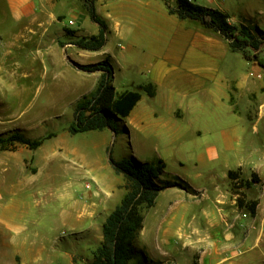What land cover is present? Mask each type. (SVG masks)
<instances>
[{"label": "crops", "instance_id": "crops-1", "mask_svg": "<svg viewBox=\"0 0 264 264\" xmlns=\"http://www.w3.org/2000/svg\"><path fill=\"white\" fill-rule=\"evenodd\" d=\"M7 2L10 15L21 24L17 41L52 39L63 49L80 48L60 40L64 27L50 34L60 21L56 8L62 0ZM170 7L169 0H121L113 16L118 29L122 23L125 31L134 32L132 47L122 49L133 53L143 70L144 79L133 86L141 100L124 117L136 155L154 158L143 162L166 163L158 182L181 183L163 190L145 210L135 255L141 252L146 264H264V68L250 60L252 70L241 72L220 33L198 20L180 18ZM230 22L236 24L231 16ZM147 85L153 87V96L143 88ZM129 90L134 89L119 92L116 87L118 96ZM163 145L173 152L178 171L167 170ZM182 159H190L194 168L184 169ZM251 201L258 202L255 213L248 209ZM99 209L95 203L84 204L79 215L94 218ZM144 238L157 239L162 259L137 245ZM77 255L83 256L63 255L61 264L94 259L83 256L78 262Z\"/></svg>", "mask_w": 264, "mask_h": 264}, {"label": "rangeland", "instance_id": "rangeland-1", "mask_svg": "<svg viewBox=\"0 0 264 264\" xmlns=\"http://www.w3.org/2000/svg\"><path fill=\"white\" fill-rule=\"evenodd\" d=\"M120 1L95 0L109 32L105 48L89 51L75 46L63 49L52 39L43 43L37 38L29 44L17 41L21 24L10 15L7 0H0V135L18 132L44 140L36 150L22 144L15 151L0 148V264H11L13 256V264H61V257L70 252L94 258L92 251L101 245L97 233L104 217L115 210L126 192L125 178L115 172L111 158L154 160L151 155H136L135 140L124 117L116 121V131L70 132L77 104L96 90L99 80L98 73L81 71L73 61L89 64L111 57L113 83L119 92L135 90L134 84L144 79L143 70L128 51L134 32L125 31L122 23L118 29L113 17ZM194 1L229 13L237 25L264 29V0ZM169 2L177 7L176 0ZM56 12L62 15L50 34L62 32L64 27L60 40L74 43L84 34L100 32L85 0H62ZM65 27L80 31L68 34ZM263 49L264 45V56ZM229 53L237 57L233 64L241 72L252 70L253 62L242 53ZM161 152L169 162L167 170L178 171L173 152L165 145ZM182 160L184 169L194 168L190 159ZM91 203L102 208L98 215L81 217L83 205ZM157 244L156 238L137 242L154 258L162 259ZM83 256L77 255L76 260L83 262ZM131 264H146V258L137 253Z\"/></svg>", "mask_w": 264, "mask_h": 264}, {"label": "trees", "instance_id": "trees-1", "mask_svg": "<svg viewBox=\"0 0 264 264\" xmlns=\"http://www.w3.org/2000/svg\"><path fill=\"white\" fill-rule=\"evenodd\" d=\"M177 7L170 11L182 19L200 21L206 28L220 33L234 52H240L248 60H253L264 68V29L247 24H233L230 15L219 9L211 8L194 0H176ZM90 17L99 24L100 32L89 37L82 36L74 43L87 50H101L107 44L109 27L107 21L96 11L95 0H85ZM68 34L75 32L65 28ZM73 65L87 73L100 72L96 90L84 96L75 109L71 133L87 132L110 128L116 131V121L126 117L141 100L139 90H129L117 95L114 81V68L109 58L89 64L73 61ZM149 95L155 91L151 85L143 87ZM47 138V137H46ZM44 140L32 139L14 132L3 137L0 135V148L15 151L18 144L26 145L31 150L38 149ZM117 174L123 175V187L126 194L121 203L107 217L103 224V241L95 250L94 259L86 264H131L135 256V243L144 226L145 210L152 207L158 195L166 188L180 186L178 181L158 182L164 173L166 163L160 160L157 165L142 162L136 157L115 160L111 158ZM258 202L251 201L248 208L255 213Z\"/></svg>", "mask_w": 264, "mask_h": 264}, {"label": "built area", "instance_id": "built-area-1", "mask_svg": "<svg viewBox=\"0 0 264 264\" xmlns=\"http://www.w3.org/2000/svg\"><path fill=\"white\" fill-rule=\"evenodd\" d=\"M246 216V215H245Z\"/></svg>", "mask_w": 264, "mask_h": 264}]
</instances>
